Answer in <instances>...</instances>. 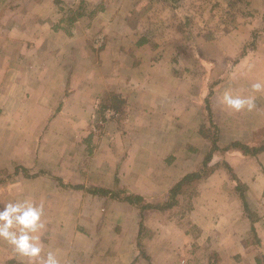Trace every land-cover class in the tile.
Instances as JSON below:
<instances>
[{
  "label": "crops",
  "instance_id": "0c3cea01",
  "mask_svg": "<svg viewBox=\"0 0 264 264\" xmlns=\"http://www.w3.org/2000/svg\"><path fill=\"white\" fill-rule=\"evenodd\" d=\"M201 5L0 0V209L43 206L41 257L0 238V264H40L49 252L59 264H264V151L229 147H264V90L252 88L264 83V0L219 33ZM225 91L255 108H229ZM215 127L213 173L193 198L146 211L140 242V210L93 193L166 204L202 169Z\"/></svg>",
  "mask_w": 264,
  "mask_h": 264
},
{
  "label": "clouds",
  "instance_id": "9594fccd",
  "mask_svg": "<svg viewBox=\"0 0 264 264\" xmlns=\"http://www.w3.org/2000/svg\"><path fill=\"white\" fill-rule=\"evenodd\" d=\"M252 88L257 92L264 90V83H254ZM222 102L237 112L245 108L249 111L255 108L254 99H245L229 91L224 92ZM42 215V205L36 206L26 201L5 204L0 209V238L8 241L14 251L24 257H41V238L33 233L42 227ZM40 264H59V260L53 252H49L46 258H41Z\"/></svg>",
  "mask_w": 264,
  "mask_h": 264
},
{
  "label": "trees",
  "instance_id": "16d2710c",
  "mask_svg": "<svg viewBox=\"0 0 264 264\" xmlns=\"http://www.w3.org/2000/svg\"><path fill=\"white\" fill-rule=\"evenodd\" d=\"M257 37H258V33H256V32L253 33L252 40H251L250 44L245 47L243 53H241V56L245 55L247 49H249V48L253 49L255 47ZM210 97H211V95H210ZM210 97H209V99L206 100L207 107H208L209 111H211V109H210ZM214 132H215V136L212 138L213 147H212L211 151L208 153V155L206 156L202 169L195 172V173L187 175L183 180H181L177 185H175L173 187V189L169 192V198H168V201L166 204L155 205V204H152V203L145 201V199L143 197L133 195V194H125L124 196H121L122 191H118V192L112 191V192H110V194H108L109 191L106 192V190L94 189L95 191H93V193H97V194L103 195L105 197L109 196V197H111L113 199H117L121 202L129 203L130 205H133L140 210V214H141V218H142V220L140 222V229H139L140 232H139V238H138L139 242H140V238L142 236V233L145 230L144 224H143L144 223L143 218H144V213L146 211H149V210L166 211L167 209L170 210L172 207L176 206V204H177L176 199H177V197H179L181 195L188 197L190 199L193 198L195 195H198L197 189H198L199 185L201 184V182L203 180L207 179L213 173L214 168L212 166H210L211 161L213 159V154L216 151H219L221 149L219 147V145L217 144L219 142V129L217 127H215ZM229 147L230 148H238V149L244 151L246 154L253 155V156L264 151L263 146L250 148V147L242 145L240 143H233ZM225 167L227 168L229 173H231L232 179L235 182H237V189L240 193V197L244 200L245 208H247L245 196L243 194V191H244L243 184H241V182L236 177V175L233 174L231 167H229L227 164H225ZM139 245H140V243H139ZM258 262L260 263V260Z\"/></svg>",
  "mask_w": 264,
  "mask_h": 264
},
{
  "label": "rangeland",
  "instance_id": "374dc122",
  "mask_svg": "<svg viewBox=\"0 0 264 264\" xmlns=\"http://www.w3.org/2000/svg\"><path fill=\"white\" fill-rule=\"evenodd\" d=\"M204 1L205 0H198V2H202V3H204ZM209 4L210 5H204L206 7H202L203 5H201V8L199 10L201 13H199L198 15L202 16V20H205V17H203L205 15L208 16L206 21H211L212 19V22L214 23L213 25L214 32L219 33V31H221V27L219 25L221 22L229 23L230 29L232 30V29H235V25L240 24L239 22L241 18H243L244 20V15L247 12L245 10H246L247 5H249V0H218V1L209 0ZM223 6H226V7L222 8ZM206 8H208V10L211 9L208 14H205L203 12V10H205ZM247 13H249V11ZM198 26L199 28L202 27V25H198ZM185 209H187V207L185 204H183L180 209L178 208L176 211H174L176 212L174 219L185 214L186 213Z\"/></svg>",
  "mask_w": 264,
  "mask_h": 264
}]
</instances>
